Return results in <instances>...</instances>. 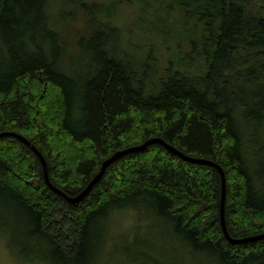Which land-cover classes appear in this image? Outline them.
<instances>
[{"label":"trees","instance_id":"1","mask_svg":"<svg viewBox=\"0 0 264 264\" xmlns=\"http://www.w3.org/2000/svg\"><path fill=\"white\" fill-rule=\"evenodd\" d=\"M70 1L0 0V134L25 138L43 157L50 184L68 197L113 153L161 139L221 167L230 238L264 234V0H151L165 7L163 24L173 10L188 32L183 42L164 36L162 45L173 53L164 67L153 56L159 37L153 30L138 26L150 44L146 56L118 55L122 50L107 34L120 30L109 17L107 24L98 20L108 7L77 0L87 23L97 25L91 42L100 54L77 77L65 68L59 26ZM220 200L215 168L153 144L114 162L71 205L46 185L28 146L0 138V228L25 261L96 264L111 213L144 208L180 241L168 250L172 264L194 257L205 264H264V239L234 245L225 238Z\"/></svg>","mask_w":264,"mask_h":264},{"label":"rangeland","instance_id":"2","mask_svg":"<svg viewBox=\"0 0 264 264\" xmlns=\"http://www.w3.org/2000/svg\"><path fill=\"white\" fill-rule=\"evenodd\" d=\"M101 1L103 2L102 4L108 7V10L107 14H104L106 16H99V22L104 21L107 24L109 17L113 26L118 27V30H120V38L118 39L117 37L116 45L120 46L122 53L118 55H122L125 52L129 58H133L135 55L138 56L139 53H143L146 56L147 52H149L150 44L138 36V26L146 27L153 30L156 34L155 36H159L153 39L155 48L153 56L156 64L164 67L167 61L172 60L173 55L172 52L167 51L165 46L162 45L165 44L164 36H173V40L183 42L184 37L188 35L187 30L180 25L177 14L171 9L172 12L168 15L167 23H162V10L165 7L160 2L156 5L149 0L148 2L151 5H143V0H97V4ZM119 1L121 2L119 3ZM86 3L90 4L91 1L86 0ZM77 5V0L70 1L69 5L65 7L69 15L59 23L67 46L64 60L65 68L76 77L79 74L85 76L88 70L96 65L94 61L100 59L99 44H94L89 39V36L97 29V25L92 22L87 23V10H83L80 5ZM140 16L142 17L141 21H139ZM109 38L113 41L115 37H110L107 34V39ZM108 48H110L109 45ZM139 48L144 50L141 52ZM144 59L141 61L143 62ZM150 60L144 62L150 63ZM140 210L141 213L133 209L111 213L108 220V228L110 229L108 230L107 245L100 254L96 264L173 263L168 250L170 246L180 248V241L173 236L171 226L162 219L155 218L146 209L141 208ZM0 219H4V217H0ZM134 240L145 244L144 248L140 249V244L134 242ZM156 252L158 254L157 258H152L151 256L155 255ZM142 253L152 261L157 259L156 263L149 261ZM205 263H207V260L203 259V257H194L186 261V264ZM0 264L45 263L23 260L12 248L9 235L2 233L0 228Z\"/></svg>","mask_w":264,"mask_h":264},{"label":"water","instance_id":"3","mask_svg":"<svg viewBox=\"0 0 264 264\" xmlns=\"http://www.w3.org/2000/svg\"><path fill=\"white\" fill-rule=\"evenodd\" d=\"M1 137H14L18 140H20L22 143H24L26 146H28L35 154L36 156L39 158V161L43 167V175H44V180L46 185L56 194L60 195L62 198H64L69 204L71 205H75L80 203L86 196L87 194L90 192V190L92 189V187L94 185H96L100 179L103 177L106 169L112 165L114 162L118 161L119 159H121L122 157H124L125 155L128 154H132L135 152H142L144 151L147 147H149L150 145L153 144H158L163 146L167 151H169L171 154L177 156L178 158L185 160L189 163H193V164H198V165H206V166H210L215 168L221 178V200H220V225H221V229H222V233L225 236V238L234 245H240V244H246V243H253L256 242L258 240L264 239V234L256 236V237H251V238H245V239H241V240H234L232 238H230L228 236V233L226 231L225 228V224H224V197H225V181H224V175H223V171L221 169L220 166L216 165L213 162L210 161H206V160H201V159H194V158H189L185 155H183L181 152H178L174 147H171L169 145H167L163 140L161 139H157V138H150L148 140H146L145 142H143L141 145L139 146H134V147H130L124 150H120L117 151L115 153H113L109 158H107L106 160H104L99 168V171L97 172V174L90 180V182L88 183V185L75 197H68L64 194H62L59 190H57L56 188H54L50 182L49 179L47 177L46 174V169H45V162L43 157L40 155V153L22 136L13 134V133H1L0 134V138Z\"/></svg>","mask_w":264,"mask_h":264},{"label":"flooded vegetation","instance_id":"4","mask_svg":"<svg viewBox=\"0 0 264 264\" xmlns=\"http://www.w3.org/2000/svg\"><path fill=\"white\" fill-rule=\"evenodd\" d=\"M115 38L113 39V41H111V43H115L116 44V42H117V37H118V39L120 38V35H116V36H114ZM118 45V44H117ZM118 47V49L119 50H122L121 48H120V46L118 45L117 46Z\"/></svg>","mask_w":264,"mask_h":264},{"label":"bare ground","instance_id":"5","mask_svg":"<svg viewBox=\"0 0 264 264\" xmlns=\"http://www.w3.org/2000/svg\"><path fill=\"white\" fill-rule=\"evenodd\" d=\"M89 39H90V41H91V40L95 39V36H94L93 38H91V36H89Z\"/></svg>","mask_w":264,"mask_h":264}]
</instances>
